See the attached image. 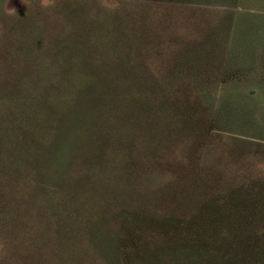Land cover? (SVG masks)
<instances>
[{
  "label": "rangeland",
  "instance_id": "rangeland-1",
  "mask_svg": "<svg viewBox=\"0 0 264 264\" xmlns=\"http://www.w3.org/2000/svg\"><path fill=\"white\" fill-rule=\"evenodd\" d=\"M101 1L114 6L117 0ZM53 2L48 0V6ZM38 3L39 7L47 8L42 6V0H0V190L3 189L0 201L2 204L9 202L11 209L14 208L10 216L0 206V264H103L97 259L95 245H92L97 239V228L108 222L112 233L120 231L117 211L134 210L151 196L153 188L163 183L164 177L170 179L171 175L150 171V166L149 171L141 166L133 170V164H126V161H136L138 165L145 162V153H141L140 148L147 144L144 134L148 131L145 124L137 123V115L131 109L135 102L133 96L131 99L128 96L132 92L122 89L114 73L127 72L134 68L131 66L140 63L134 50L130 57L125 56L131 50L125 52L124 43L113 28L106 30L109 33L105 36L104 28L97 26V31L83 33L82 37L80 33L66 29L63 31L65 36L58 38L54 35L62 33L63 19H50ZM155 3L171 7L164 10L173 12L166 18L164 27L174 22L179 35L184 32L195 39L205 36L202 21L208 18L207 14H212L203 10L218 12L228 8L168 0ZM233 10L238 26L256 28L260 32L248 39L240 38L239 43L234 40L227 43V65L252 66L251 70L233 72V68L228 67L222 76L216 77L210 72L202 75L201 94L214 105L212 128L215 130L198 151L200 164L206 166L227 161L225 143L228 140L218 137H226L222 130L238 139L254 137V141L264 142V0H238ZM35 12L41 17L36 18ZM248 13L258 16L251 17ZM126 26L130 31L132 24ZM33 30L39 31L40 36L34 35ZM165 31L162 33L166 40ZM128 39L131 41L132 36ZM64 40L62 46L72 45L97 57V91L77 94L78 88H72L76 75L70 74V60L55 58V46ZM111 44H115V49ZM151 48L156 46L151 45ZM163 49L165 54L157 58L156 51L151 50L145 64L152 67L169 65L167 53L170 47L166 44ZM110 50L116 53L114 57L109 54ZM25 52L29 54L28 58L23 57ZM25 98L62 100L66 104L59 110L61 117L69 120L71 115L78 120L69 124V135L64 137L70 136L69 144L58 137L62 123L54 121L51 125L50 129L54 130L48 133L44 142L52 146L50 153L41 160V166H45L43 172L29 170L11 178L1 172V166L4 167L7 160L3 150V128L9 123L10 111H16L15 103ZM151 125L149 130L162 136L165 130L161 123ZM82 141H85L82 151H77L72 162L66 160L65 155L66 166L63 167L58 162V151L65 147L69 158L71 149ZM175 146L176 154L170 160L180 156L179 143ZM57 181L60 186L56 185ZM11 197L15 199L11 200ZM169 200L161 198L159 203H152L157 211H162L173 206ZM120 235L121 232L115 235L120 240L119 253L125 258H134L128 254L129 238ZM130 263L135 264L133 260Z\"/></svg>",
  "mask_w": 264,
  "mask_h": 264
},
{
  "label": "trees",
  "instance_id": "trees-1",
  "mask_svg": "<svg viewBox=\"0 0 264 264\" xmlns=\"http://www.w3.org/2000/svg\"><path fill=\"white\" fill-rule=\"evenodd\" d=\"M155 1L166 0H117L114 6H107L101 0H54L47 8L39 7L38 3L50 19H63L62 33L54 35L58 38L65 36L63 31L66 29L80 33L82 37L83 33L97 31V26L104 28L105 36L109 33L106 30L113 28L122 39L125 52L131 50L124 55L130 57L134 50L140 63L131 66L134 68L128 73H114L122 89L132 92L128 96L129 99L133 96L135 102L131 109L137 115V123L145 124L148 131L144 134L147 144L144 142L140 148L141 153H145V162L138 165L136 161H126V164H133V170L138 166L147 170L150 166V171L171 175L170 179L164 177L163 183L153 188L151 196L134 210L117 211L120 231L112 233L108 222L97 228V239H92L97 259L103 264H124L125 257L119 253L120 240L115 236L121 232L120 236L129 238L128 254L134 257L125 258V264H131L132 260L135 264H264V142L254 141V137L238 139L222 130L226 137H218L228 140L225 143L227 161L212 166L201 165L198 154L211 131L215 130L212 128L214 105L201 94L202 75L210 72L216 77L222 76L228 67L233 68V72L251 70L252 66L227 65V43L233 40L239 43L241 39L257 35L260 30L238 26L233 10L238 0H168L228 7L218 12L203 10L212 12L202 21L204 37L196 36L195 39L184 32L179 35L174 22L164 27L166 18L173 13L164 9L171 7L160 6ZM35 14L36 18L41 17L39 12ZM248 16L258 15L248 13ZM129 23L132 24L131 32L125 27ZM164 29L166 40L162 33ZM33 34L40 36L41 33L33 30ZM128 36H132L131 41ZM90 38L91 35L87 43ZM64 42L55 46V58L70 60V74L76 75L72 88H78L77 94L97 91V57L72 45L62 46ZM166 44L171 50L167 53L169 65L152 67L145 64L151 50L156 51L155 58L164 55ZM114 45H110L112 49H115ZM151 45L156 48L152 49ZM25 53L23 57L28 58L29 54ZM109 54L116 53L110 50ZM91 58L94 61L91 62ZM65 104L62 100L47 101L44 98H25L15 103L16 111H10L9 123L3 128V150L7 159L4 167L1 166L3 175L13 178L14 174L44 171L41 160L50 153L52 146L44 141L54 130L50 129L54 121L62 123L58 128L60 141L69 144L70 136L64 137L69 135V124L78 118L69 115L70 119L66 120L61 117L59 110H63ZM153 122L163 126L162 136L149 130ZM176 143H179L180 156L170 160L176 154V146L173 147ZM84 144L85 141L78 142L71 149L69 158L65 147L59 150L58 162L66 166L65 155L66 160L72 162ZM56 185L61 183L57 181ZM161 198H170L173 206L157 211L152 201L159 203ZM11 205L0 201L2 209L10 216L14 209Z\"/></svg>",
  "mask_w": 264,
  "mask_h": 264
},
{
  "label": "clouds",
  "instance_id": "clouds-1",
  "mask_svg": "<svg viewBox=\"0 0 264 264\" xmlns=\"http://www.w3.org/2000/svg\"><path fill=\"white\" fill-rule=\"evenodd\" d=\"M42 6L47 7L48 6V0H42Z\"/></svg>",
  "mask_w": 264,
  "mask_h": 264
}]
</instances>
